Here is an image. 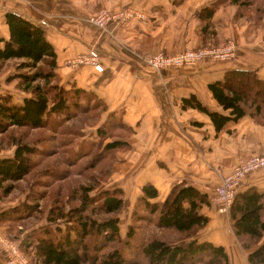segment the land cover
I'll use <instances>...</instances> for the list:
<instances>
[{
    "label": "crops",
    "instance_id": "obj_1",
    "mask_svg": "<svg viewBox=\"0 0 264 264\" xmlns=\"http://www.w3.org/2000/svg\"><path fill=\"white\" fill-rule=\"evenodd\" d=\"M261 5L264 0L244 4L235 0H0V36L10 35L6 22L9 10L43 26L57 53L56 80L66 88L92 91L103 100L107 109L99 123L84 127L85 134L79 138L98 137V126L110 112L130 128L123 137L128 147L117 151L113 172L100 188H122L124 203L132 209L146 182L159 190L151 200L163 201L181 181L196 186L210 199L223 175L240 159L264 153L262 114L253 116L247 112L236 118L210 88V83L224 79L231 69L255 70L264 79ZM208 6L214 7V13L205 28L206 22L198 13ZM102 7L114 11L130 8L137 14L128 21L115 20L101 28L91 23L89 16ZM228 40L237 45L236 56L229 60L205 59L157 70L145 59L147 54L158 51L172 53L183 47ZM96 45L103 70L91 63L73 66L68 62ZM0 72V98L8 94L13 101L21 102L29 95L17 85L18 70L13 65L5 64ZM196 99L209 110L232 117L217 129L211 115L193 104ZM114 138L108 137L107 141ZM13 149L9 153L1 149L0 157L11 155ZM251 186L264 191V168L245 176L239 190ZM26 200L27 194L14 200L1 199L0 213ZM202 211L209 220L194 238L223 245L230 264H253L249 254L258 245H243L235 233L230 211L222 212L214 203L203 204ZM128 218L131 221L132 216ZM45 224L44 219L23 228L17 241L36 234ZM8 226L9 222L0 218V264H7L3 238L17 231ZM121 233L125 236L127 229L121 227Z\"/></svg>",
    "mask_w": 264,
    "mask_h": 264
},
{
    "label": "trees",
    "instance_id": "obj_2",
    "mask_svg": "<svg viewBox=\"0 0 264 264\" xmlns=\"http://www.w3.org/2000/svg\"><path fill=\"white\" fill-rule=\"evenodd\" d=\"M213 13L214 7L209 6L199 11L198 15L206 22L205 28ZM6 22L10 35L8 38L0 36V70L8 60L17 59L15 77H19L18 86L29 95L21 102L13 101L8 94L0 98V135L7 136L9 145L14 147L11 155L0 157V200L11 193L15 181L36 171L39 160L35 155L54 154L55 144L50 146L44 141L56 139L57 130L62 133L61 137L57 136L58 144L69 146L62 150L67 166L59 168V163L54 162L41 170L57 181L56 184L43 182V185L54 186L50 198L53 203L45 210L48 225L20 242L26 252L32 253L34 264H230L223 245L194 238L209 220L202 206L211 202L207 193L184 181L176 183L163 201L151 200L157 197L159 190L153 183L146 182L132 217L141 224H137L138 228L154 223L160 228L184 232L186 237L175 241L154 234L138 238L131 225L132 218L126 235H122L118 211L124 206L123 189L100 187L113 172L117 151L128 147L123 137L130 128L114 112L98 126L96 138H79L85 134L87 119L81 125L64 126L80 113L101 119L107 106L92 91L66 88L56 80L57 53L43 26L13 10L7 11ZM210 88L224 108L231 109L234 117L250 112L253 116L262 114L264 118V79L255 70L231 69L224 79L210 83ZM193 104L211 115L217 129L232 117L209 110L197 99ZM17 127H25L26 131L48 127L55 133L34 134L27 139V133L14 131ZM112 136L115 138L107 141ZM86 158L89 159L83 161ZM80 163H86L82 168L89 172V182H78L70 176L69 167ZM46 197V191L29 192L27 202L2 211L0 218L9 222V229L15 228L17 221L42 211L39 199ZM139 207L146 211L138 210ZM230 217L243 245H258L250 252L249 261L264 262V191L254 186L239 190L230 208Z\"/></svg>",
    "mask_w": 264,
    "mask_h": 264
},
{
    "label": "rangeland",
    "instance_id": "obj_3",
    "mask_svg": "<svg viewBox=\"0 0 264 264\" xmlns=\"http://www.w3.org/2000/svg\"><path fill=\"white\" fill-rule=\"evenodd\" d=\"M107 11H110V12H113V13H118V12H122V15L118 18H113V19H106L107 21H105V23L103 25H100L92 20H90V17H92L94 14H104L106 13ZM137 14V12L133 9H130V8H127L125 10H111L109 8H105V7H102V8H99L97 10H95L94 12H91L90 16H89V20L91 23L95 24L97 27H101V28H104L107 26L108 22H112V21H115V20H122V22H125V21H128L132 15H135ZM142 14V13H141ZM202 22H204V20L201 18ZM223 43V42H221ZM221 43H205L203 45H199V46H206V45H209V44H221ZM198 46V47H199ZM92 48H95L99 53V49H98V46L96 45L95 47H92ZM184 48H194V47H183V48H180V49H177L176 51L172 52V53H175L179 50H182ZM158 52H164V51H158ZM158 52H155V53H158ZM84 52H81L80 54H82ZM164 53H168V52H164ZM154 54V53H152ZM171 54V53H169ZM79 55V54H78ZM151 55V54H149ZM147 54V56L145 57L146 59V62H147V57L149 56ZM77 56V55H76ZM74 56V57H76ZM18 60H10V62H6V65H13L15 67V69H17V65H18ZM148 63V62H147ZM149 64V63H148ZM169 67H176V66H169ZM164 68H161L160 70H163ZM21 70L23 71H29L30 69L28 68H21ZM1 71V70H0ZM1 73V72H0ZM20 80V79H19ZM19 82V81H17ZM18 85V83H17ZM15 84V86H17ZM86 119H87V124H85V128H89L88 125L90 126H94V125H97L99 123V118L97 119L96 117L92 118V117H89V116H84L82 115L81 113L78 114L76 117L66 121L64 123V126L68 125V124H77V125H81L82 123H86ZM63 126V127H64ZM27 128L25 127H17L15 130H17V132H20V133H27L28 135L26 136L27 139H31L33 137L34 134H40V133H43V135L47 136L48 134L49 135H53L55 132H53V130H51L50 128L48 127H44L42 129H30L28 131H26ZM60 130H62V127L60 128ZM59 130V131H60ZM58 131V130H57ZM56 131V139H52V138H49V140H45L44 142L49 144L50 146H52L53 144H55V149L56 151H54V154L51 155V156H43V157H40V156H37L35 155V159H38L39 162H38V165L36 167V171L32 172L31 174H29L28 176H26L25 178L23 179H20L19 181H15L14 182V189L11 191V193H9L7 196H5L2 201H8V200H14L16 198H21L22 196L24 195H28L29 192H34V191H46V198H43V199H39V204H40V208H42L41 210L42 211H39L37 213H35L34 215H31L29 217H26L24 219H21L19 221L16 222V228H17V231H13V232H10L9 234H7V236L11 239H14V240H18L19 237H20V230L22 227L23 228H27V227H32L34 226V224H39L40 222H42L44 219L46 220L45 218V214H46V209L48 208V205L50 203H53V201L50 200L51 197H53V189H54V186L53 185H43V182L44 180L47 181H51V183L53 184H56L55 182L57 180H54L49 174L47 175L46 173H42V169H45V168H49V166H52L54 165V162H58L59 163V168L63 167V166H67L66 163L64 162V158H63V154H62V150L64 149H67L69 146H63L61 144H58V139H57V136L58 137H61L62 136V133H57ZM19 133V134H20ZM18 134V135H19ZM71 134V135H70ZM69 135L70 136H73L72 133H70ZM0 146L2 148V151L4 150V153H9V149L12 148L9 143H8V138L7 136L5 135H0ZM89 158H86V159H83L84 160H88ZM56 160V161H55ZM86 163H80V164H77L75 165L74 167H69L71 169V177L74 178L75 180H78V182L80 180H84V181H88L89 182V179L90 177L88 176V171L87 170H84L82 167L85 166ZM47 166V167H46ZM65 168V167H64ZM88 172V173H87ZM97 174V172H96ZM80 182H83V181H80ZM210 200V199H209ZM77 202V199L74 200V203ZM69 204H72L71 202ZM215 204V203H214ZM209 205H212L209 204ZM216 205V204H215ZM136 209V204L132 207L129 206L128 203H124V206L122 207V209H120L118 211V215L120 216V228H124V229H128L129 227V222L130 219L128 218L129 216H132L133 212L135 211ZM138 210H144L146 211V209L142 208V207H139ZM99 215L103 216V217H108L109 214L107 213H99ZM47 222V225H48V221L46 220ZM139 223L138 220H134V218L132 217V222H131V225L133 224L134 225V231H135V234H136V237L138 238H147L149 237L150 235L154 234V235H157V236H162L164 238H166L167 240H177L179 239L180 237H186V233L184 232H179V231H176L174 229H166V228H160L158 227L157 225H155L154 223L152 225H148L144 228H138L137 227V224ZM140 224V223H139ZM146 224V223H145ZM46 225V224H45ZM141 225V224H140ZM21 249L28 255L30 256L31 258V263L34 264V258H33V255L32 253H28L26 252L22 246L20 245ZM143 262L145 261L144 259L142 260ZM146 263V262H144Z\"/></svg>",
    "mask_w": 264,
    "mask_h": 264
},
{
    "label": "built area",
    "instance_id": "obj_4",
    "mask_svg": "<svg viewBox=\"0 0 264 264\" xmlns=\"http://www.w3.org/2000/svg\"><path fill=\"white\" fill-rule=\"evenodd\" d=\"M121 15L122 12L113 13L107 11L104 14H94L90 17V20L103 25L108 19L118 18ZM236 53V43L228 40L218 45L209 44L194 48H184L171 54L164 52L154 53L147 57V62L155 69L160 70L161 68H167L169 66L179 67L192 65L205 59L229 60L234 58ZM68 62L73 66L91 63L98 70L104 69L100 59V53L95 48H91L87 53L70 58ZM261 168H264V153H253L240 159L231 171L223 175L215 192L210 196V201L215 203L222 212H229L239 191L242 179ZM3 242V252L6 255L7 264H32L30 256L21 249L20 243L17 240L5 237L3 238Z\"/></svg>",
    "mask_w": 264,
    "mask_h": 264
}]
</instances>
